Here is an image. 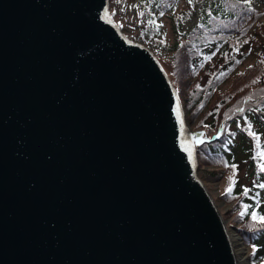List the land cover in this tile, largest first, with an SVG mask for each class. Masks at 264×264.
<instances>
[{"label": "water", "instance_id": "obj_1", "mask_svg": "<svg viewBox=\"0 0 264 264\" xmlns=\"http://www.w3.org/2000/svg\"><path fill=\"white\" fill-rule=\"evenodd\" d=\"M181 105L110 0H0V264H237Z\"/></svg>", "mask_w": 264, "mask_h": 264}, {"label": "trees", "instance_id": "obj_2", "mask_svg": "<svg viewBox=\"0 0 264 264\" xmlns=\"http://www.w3.org/2000/svg\"><path fill=\"white\" fill-rule=\"evenodd\" d=\"M139 5L145 11V24L137 38L157 47L166 36L164 19L175 30L194 18L200 0H140ZM169 50L174 52L171 74L173 83L179 85L178 94L187 96L192 119L202 118L199 125L208 129L197 147L202 173L208 181L224 182L218 198L232 206L222 213L237 224L239 235L251 249V264H264V224L251 218L253 211L264 215V188L259 187L264 184V9L242 0H218L191 30L179 33ZM249 57H253L251 67L237 72ZM202 77L204 83L199 81ZM230 81L231 88L222 91ZM191 86L192 93H186ZM243 163L246 180L237 176ZM229 177L234 183L226 193ZM244 189L249 190L247 195ZM241 212H245L243 217Z\"/></svg>", "mask_w": 264, "mask_h": 264}, {"label": "rangeland", "instance_id": "obj_3", "mask_svg": "<svg viewBox=\"0 0 264 264\" xmlns=\"http://www.w3.org/2000/svg\"><path fill=\"white\" fill-rule=\"evenodd\" d=\"M140 0H110V12L112 16L114 17L115 21L118 23L120 28L124 31V33L130 38L135 41L144 43L146 46H148L153 53L156 55L158 60L161 62V64L164 66L166 72L170 76L171 80H174V77L171 74V68L174 60V52L169 50V48L174 44L176 37L179 35V33L187 32L191 30L199 21V19L203 16L205 10L209 7H212L215 3L218 2V0H200V5L197 8V13L188 22H184L182 24H178L176 26V29L174 30L173 24L169 21V19H164V28H165V39L164 43L162 45H157V47L151 46L147 43H145L143 40L137 38V35L139 33L140 28L145 24V11L141 5H139ZM245 1L246 0H242ZM248 2L252 5L255 9H264V1L262 0H248ZM153 13H156L154 9H152ZM253 61V57H249L245 60L244 64L237 69V72H241L247 68ZM236 72V73H237ZM201 83H204V78L202 77L199 80ZM232 81L226 83L221 87L222 91L229 90L231 88ZM175 88L178 89L179 85H175ZM192 86L189 87V89L186 91V93H192ZM187 97V96H186ZM185 98H181L182 105L184 106L187 118L192 126L193 130L198 134L199 140L197 141V144L203 143V141L206 139L208 129L205 127L200 126V122L202 118H197V120L192 119L191 115L188 112L187 109V100ZM224 123L222 122L220 124V128H222ZM264 138V135H263ZM199 158V156H198ZM199 164H200V158H199ZM200 166V165H199ZM207 168L205 169H209ZM200 176L205 182L208 190L212 194L216 204L221 209V211H229L232 204H226L222 199L218 198V196L221 193V189L224 185V182H212L207 180V176H204L202 173V170L200 168L199 170ZM238 177H241L242 180H246L247 177V168L246 164L243 163L240 165V170L237 174ZM216 198V199H215ZM227 225H229L231 228H234L236 233L239 235L237 231V224H235L231 217H225ZM233 231V229L231 230ZM239 237L242 239V237L239 235ZM243 240V239H242ZM246 245V244H245ZM247 246V245H246ZM248 248V246H247ZM248 254H250L249 248H248Z\"/></svg>", "mask_w": 264, "mask_h": 264}, {"label": "bare ground", "instance_id": "obj_4", "mask_svg": "<svg viewBox=\"0 0 264 264\" xmlns=\"http://www.w3.org/2000/svg\"><path fill=\"white\" fill-rule=\"evenodd\" d=\"M180 110H181V118L184 123V128L186 131L188 141L192 144H195L199 140V136L193 130L192 126L190 125L188 118H187L186 110L184 109L182 105L180 107ZM220 212L224 220H226L221 210ZM226 226H227V229H228L227 232H228V235H229L232 247H233V252H234V257L236 259V263L237 264H251L247 246L245 245L243 240L239 237V235L236 233L234 228H232L233 231H231L232 229L230 230L231 227L227 225V222H226Z\"/></svg>", "mask_w": 264, "mask_h": 264}, {"label": "snow or ice", "instance_id": "obj_5", "mask_svg": "<svg viewBox=\"0 0 264 264\" xmlns=\"http://www.w3.org/2000/svg\"><path fill=\"white\" fill-rule=\"evenodd\" d=\"M247 2H248V0H246V3H247ZM189 3H192V0H189ZM104 18H105L106 20H108V22H111V20H110V16H109V13H108L107 9H105V11H104ZM149 23L155 25V22H154V21H149ZM155 26H156L157 28L162 27V25H155ZM245 42H247V41H245ZM161 43H164V41H161ZM238 50H239V49L237 48V51H238ZM236 63H240V61H236ZM249 67H251V65H250ZM253 82H255V81H253ZM249 134H250V135H254V134L251 133V132H250ZM231 167H232L233 170L235 171L236 166H235V165H231ZM261 170L264 171V166L261 167ZM229 182H230V183H229V188L226 189V193H230V192H231L232 185H233V183H234L232 177H229ZM259 187L264 188V184H260ZM248 191H249L248 189H244L243 194H244V195H247V194H248ZM248 207H249L248 205H245V206H244L245 209H247ZM244 215H245V212H241V213H240V216H241V217H243ZM251 218H252L253 221H258V222L264 224V215H259L257 212L253 211V212L251 213ZM255 253H256V249H255V247H253L252 255H255Z\"/></svg>", "mask_w": 264, "mask_h": 264}]
</instances>
